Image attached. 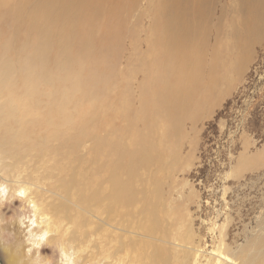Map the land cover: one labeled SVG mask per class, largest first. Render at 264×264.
<instances>
[{
  "label": "bare ground",
  "instance_id": "bare-ground-1",
  "mask_svg": "<svg viewBox=\"0 0 264 264\" xmlns=\"http://www.w3.org/2000/svg\"><path fill=\"white\" fill-rule=\"evenodd\" d=\"M124 1L0 0V179L3 177L12 185L10 189H15L12 183L20 181L17 190L28 187L34 192L38 199L36 205L41 206L39 216L46 212L50 215L47 217V226L52 227L49 231L63 227L60 233L64 236L71 223L73 226L67 235L71 243L84 242L93 231L96 234L108 231L109 235L104 234L108 235L115 251L111 252L110 248L107 251L118 255L119 259L128 242L124 229L135 225L132 229L151 238L165 236L168 232L159 216L160 183L154 177L157 170L165 172L170 155L162 150L165 141L157 133L164 122L158 112L183 106L188 97L187 93L184 96L185 81L170 77V95L161 96V93L172 71L171 60L173 63L177 60L174 56L183 50L182 44H187L185 49L190 56L196 53L191 43L200 33H205L212 16V8L206 0H151L148 7L149 12H153L154 35L150 41L153 58L149 60L142 55L139 66H129L126 71L131 80L130 74L142 70L146 74L144 87L150 82L162 86L157 85L153 99L145 95L144 107L138 108L140 111H132L129 89H119L122 84L117 87L119 78L125 79L117 70L118 56L124 49V31L116 28ZM135 2L132 0L131 5ZM240 5L244 29L234 36L244 42L248 33L249 38L258 32V7L256 0H242ZM182 86H185L184 92ZM148 102L150 111L146 108ZM137 118L143 120L146 127L144 132L140 128L141 135L140 132L132 135L131 128L123 131L117 126L122 120H128L131 126L134 122L129 121ZM88 140L92 141L89 146ZM85 148L87 151L82 153ZM17 176H23L22 180ZM45 185L51 192L50 201ZM93 218L100 220V224L93 226ZM89 224L94 229H81ZM21 240L9 241L3 247L6 264H34L36 260L43 264L21 245ZM145 243L133 247L136 243L130 242L128 245L133 249L128 247L125 252L133 253L136 264L141 262L144 250L146 254L153 253V264H160L157 258L169 264L163 250L157 247L150 252ZM254 243L258 242L250 240L249 248L238 258L225 255L226 264H254L259 255L252 251L264 252V241L259 249Z\"/></svg>",
  "mask_w": 264,
  "mask_h": 264
},
{
  "label": "rangeland",
  "instance_id": "rangeland-1",
  "mask_svg": "<svg viewBox=\"0 0 264 264\" xmlns=\"http://www.w3.org/2000/svg\"><path fill=\"white\" fill-rule=\"evenodd\" d=\"M136 1L135 5H131L132 0L124 1V10L116 24L117 29L124 31V49L118 56L117 70L120 75L126 76L122 75L125 78L122 80L119 78L117 87L122 84L123 88L121 86L119 89H129L132 111H140L144 107L142 99L145 95L149 100L153 99L157 93V85L162 86L160 83L153 85V82H150L145 83L146 87H144L146 74L142 70L138 73L132 71L133 73L130 74L132 79L127 78L129 77L127 67L139 66L142 55H146L149 60L153 58L150 52V41H153L154 35L153 12H149L150 7H148L151 0ZM241 2L242 0H206L212 8V16L205 33H200L191 43L193 47H196V53L190 56L185 49L187 44H182L181 48L185 50L175 54L176 63L171 60L172 71L167 78L169 86H165L166 91L162 89L161 96L170 95L172 91L170 81L174 77L185 81L186 90L185 86L181 89L183 92L185 90L184 96L186 97L187 93L188 97L183 102V106L168 107L164 112H158L164 118V122L162 121L157 133L163 138L162 141H165L164 145L162 144V150L170 155L166 161L165 172L157 170L154 177L160 183L159 216L163 228L168 229V232L165 236L151 238L143 232L141 234L132 229L135 225L130 226V231L124 229L126 233L124 238L125 236L128 238H125V241H128L125 242L127 246L125 251L128 247H132L128 245L130 242L136 243L134 247L146 241L145 244L148 243L146 248L149 247L150 252H154L157 247L163 250V254L169 257V264H184V262L226 264L225 255L238 258L244 250L249 248L250 240L254 239L258 242L254 243L257 249L264 241V0H256L258 7L256 23L260 25L256 24L258 32L255 37L252 35L249 38L248 33L244 42L241 37L239 40V37L234 36L235 32H241L244 29ZM180 53L183 56H180ZM192 69L198 73L195 74ZM175 70H177L176 73ZM154 103L152 101L153 107ZM147 105L146 108L150 111L151 103L148 102ZM132 118L135 117L132 116ZM129 122L136 123H133L131 127L128 120H122L123 126L121 124L117 126L123 131L131 128V134L140 132L141 135L146 131L144 121L140 118ZM101 134L103 135L104 132ZM87 142V146L92 143L89 140ZM86 151L87 148L82 150V153ZM172 154L174 156H171ZM17 177L18 180H22L23 176ZM1 178V182L7 183L3 177ZM12 184L16 189L20 181ZM8 186L10 189L12 185ZM44 188L45 194L48 192L46 194L48 200H52L48 185ZM15 189H10V194L13 196L18 191ZM29 199L37 204L38 199L34 192L29 191L24 200L16 197L13 203L6 204L3 209H0V236L2 235L0 264L7 263L3 247L10 243L9 241L21 240L23 237L21 245L26 246L27 250L30 248L26 242L27 229L30 225L27 221L23 226L19 223L20 217L31 216ZM42 216L50 217L47 212ZM175 216L177 219H174ZM93 219V226L100 224V220ZM47 224L48 220L40 224L38 218L37 226L33 227L32 231L40 233L49 228L52 229L51 226L48 228ZM92 225L89 224L81 229L92 230L94 229ZM72 226L68 223L66 229L69 230L65 231L67 233L64 236L60 233L63 227L56 231L48 230L50 235L40 250L39 256L35 249L31 251L34 258L38 257L43 264H57L59 246L64 244L78 253L77 264H118L120 262V264H127L130 260L132 261L128 264L133 262L136 264L135 257L130 251L128 253L123 250L125 253L122 251L119 256L121 260L118 255L116 257L111 253L114 246L113 243L109 244V232L105 230L97 231L99 237L93 231V234L92 232L90 234L92 236L89 235L84 242H69L67 235ZM104 232H108V235ZM110 232H112L111 229ZM77 233L80 236L82 234L81 230ZM103 234L105 237H102ZM165 237L168 239L166 240ZM98 241L101 244H97ZM107 248H110L111 252L107 251ZM144 251L143 257H140L141 262L138 261V263L153 264L155 262L153 253L146 254L147 251ZM237 252H239L238 255ZM252 252L259 255L254 264H264V252L260 250ZM157 260L160 264L165 262L164 259H162L163 263L161 259L157 258ZM234 260L240 262L241 259Z\"/></svg>",
  "mask_w": 264,
  "mask_h": 264
},
{
  "label": "clouds",
  "instance_id": "clouds-1",
  "mask_svg": "<svg viewBox=\"0 0 264 264\" xmlns=\"http://www.w3.org/2000/svg\"><path fill=\"white\" fill-rule=\"evenodd\" d=\"M30 191V188L28 187H20L19 190L15 193V195L10 194V189L7 183L0 182V209H3L6 204L13 203L15 201L16 197H19L21 199L28 196V193ZM29 207L32 209L31 216H22L19 219V223L23 226L25 221H27L28 225H30L27 229V237L26 242L28 245H30V248L28 249L29 253L33 249L37 251V256L40 254V250L45 245V242L50 235V232L48 230H44L43 232L36 233L32 231L33 227L37 226V221L39 218V223L44 224L45 221L48 220L47 217L39 216V208L35 204V202L29 200ZM59 258L57 261V264H77V258L78 253L75 249L65 245L59 246ZM34 264H39V261L36 260Z\"/></svg>",
  "mask_w": 264,
  "mask_h": 264
}]
</instances>
